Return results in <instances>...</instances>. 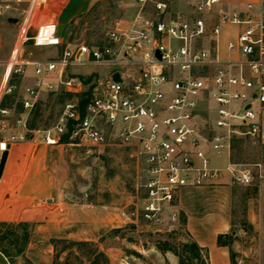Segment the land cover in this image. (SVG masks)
<instances>
[{"label":"built area","instance_id":"obj_1","mask_svg":"<svg viewBox=\"0 0 264 264\" xmlns=\"http://www.w3.org/2000/svg\"><path fill=\"white\" fill-rule=\"evenodd\" d=\"M47 1L0 0V18L18 13L9 59L12 72H22L25 64L34 70L18 130L9 133L7 120L0 123L3 152L29 139L27 111L45 85L52 87L46 78L57 73L75 99L65 105L54 129L44 132V140L57 145L69 133L72 142L134 147L144 166L147 221L160 223L165 207L173 205L183 190L213 187L225 174L243 185L252 182L251 171L237 172L230 156L237 137L264 144V0L248 3L245 15L218 12L213 23L210 17L221 0L192 2L189 13L194 16L178 20L167 17L174 0H136L134 16L116 20L104 43L68 44L55 58L19 62L20 50L29 40L40 48L64 45L55 21L37 24L38 11ZM223 24L242 26L228 43L236 58L222 59L213 45ZM86 64L103 71L90 80L69 73ZM8 80L3 92L0 88V113L6 117L9 110L1 103ZM214 156H226L227 164H219ZM178 217L173 212L170 220Z\"/></svg>","mask_w":264,"mask_h":264},{"label":"rangeland","instance_id":"obj_2","mask_svg":"<svg viewBox=\"0 0 264 264\" xmlns=\"http://www.w3.org/2000/svg\"><path fill=\"white\" fill-rule=\"evenodd\" d=\"M114 2L103 0L79 19L70 35L71 43H104L108 30L122 16V9ZM47 20L42 18L37 24ZM16 34L17 26L4 17L0 18V88L5 80L4 72ZM59 54L61 49L35 47L28 41L20 50L17 60H46ZM20 67L22 72L13 71L8 78L7 85L11 91L7 89L3 98V108L9 110V115L6 117L0 113V123L7 120L9 133L18 130L17 119L25 110V90L34 85L33 66L25 64ZM99 71L103 69L86 64L70 68L69 73L92 79ZM46 82L52 87L45 85L35 106L27 111L28 127H32L30 130L41 139L45 131L54 129L65 105L75 99L60 83L57 73L47 77ZM1 89L3 92L4 87ZM57 145L50 157V164L57 172L62 204L45 207L50 211L59 208V214L51 216L46 213L42 221L12 230L2 227L3 236L7 238L1 250L9 251L13 262L92 264L97 254L102 252L105 257L99 259L101 264H177L178 258L171 252H160L154 245L155 241L165 238L171 232H175L172 237L175 243L193 238L181 219L185 216L187 219V212H191L193 207H200L201 203H204L206 211L212 210L213 201L227 207L232 230L239 233L235 234L234 242L241 243L245 237H255V234L259 240V229L256 232L253 230L247 222V216L251 210L264 209L262 143L237 137L232 144L231 162L237 164V172L244 169L251 171L250 184H240L231 174H225L227 177L213 187L185 189L173 205L165 207L160 223L147 221L143 216L147 196L143 188L144 166L136 158L134 147L93 145L85 141H69ZM214 157L223 166L228 162L226 156ZM173 212L179 216L176 221L170 220ZM240 229L248 230L246 236ZM16 235L18 242L12 243ZM77 242L86 244L79 247ZM242 264H264V248H258L256 256Z\"/></svg>","mask_w":264,"mask_h":264},{"label":"crops","instance_id":"obj_3","mask_svg":"<svg viewBox=\"0 0 264 264\" xmlns=\"http://www.w3.org/2000/svg\"><path fill=\"white\" fill-rule=\"evenodd\" d=\"M102 1L48 0L42 10L38 11L39 21H37L40 22L42 18H47L48 20L45 22L55 21L57 23L58 33L62 37L64 45L52 48L61 49L62 53L66 45L72 44L70 35L75 24ZM197 1H172L167 17L173 20L193 17L194 15L189 13L190 3ZM250 2L258 5L259 0H221L215 7L210 22H215L217 13L222 11H240L242 15H245L247 4ZM114 3L122 9L120 18L124 19L132 18L138 8L136 0H115ZM17 15V12L11 13L7 21L12 17L18 18ZM13 24L16 25V23ZM241 31L242 26L240 25H222L219 37L213 40V45L222 59L236 58L237 55L229 52L228 43L235 40ZM35 32L36 26L30 29L29 36L32 38ZM4 73H6V68ZM57 147L58 145H50L44 138L41 139L35 132H31L27 141L12 144L8 150L7 160L0 178L1 264H26L22 261L13 262L11 256H6L2 252L1 245L7 238L6 235L3 236L4 228L5 230L13 229L22 224L42 221V217L46 213L51 216L59 214V208L50 211L45 207L46 205L62 204L57 172L50 164V157ZM2 154L3 151L0 149V160ZM226 177L224 176L222 180ZM211 203L213 206L210 211L204 209V203H201L200 207L190 209L191 212H187L185 227L199 245L208 249L209 264H231L230 247L219 245L218 236L227 233H232L235 236L239 233L232 230V220L227 207L224 208L221 203L216 201ZM247 222L255 232L259 229V240L255 234V237L251 235L245 237L241 243L233 242L232 248L238 253V264L249 261L256 256L258 248H264V209L251 210L247 216ZM39 227L41 226L39 225ZM240 232L246 236L248 230L240 229Z\"/></svg>","mask_w":264,"mask_h":264},{"label":"trees","instance_id":"obj_4","mask_svg":"<svg viewBox=\"0 0 264 264\" xmlns=\"http://www.w3.org/2000/svg\"><path fill=\"white\" fill-rule=\"evenodd\" d=\"M90 80V78L88 79ZM84 100H82L81 104L84 105ZM1 107H4V101L1 103ZM30 129H33L30 127ZM69 142V133H66L62 137V143ZM181 222L185 224L186 219H181ZM27 224H22V226H26ZM12 230V229H10ZM175 232L169 233L165 238L158 239L155 241V247L162 253L171 252L178 258L177 264H209V252L208 249L199 245L193 238L185 239L180 243H175L172 240ZM18 236L16 235L13 238L12 243L18 242ZM26 238V235H25ZM236 236L232 233L220 234L218 236L219 245L229 246L230 247V256H231V264H238V253L233 250L232 244L235 240ZM86 242H77V246H83ZM2 252L6 256H10L11 254L7 250H2ZM18 252H21L19 250ZM101 257H105V254L99 252L97 257L93 259L92 264H101L99 259ZM68 264V263H65Z\"/></svg>","mask_w":264,"mask_h":264},{"label":"water","instance_id":"obj_5","mask_svg":"<svg viewBox=\"0 0 264 264\" xmlns=\"http://www.w3.org/2000/svg\"><path fill=\"white\" fill-rule=\"evenodd\" d=\"M8 21L10 23H16L18 21V18L12 17ZM158 56L160 57V53L159 52H158ZM114 79L115 80H120L119 74H115ZM8 150H9V148L3 152L1 160H0V178H1L4 166H5V163H6V160H7Z\"/></svg>","mask_w":264,"mask_h":264},{"label":"bare ground","instance_id":"obj_6","mask_svg":"<svg viewBox=\"0 0 264 264\" xmlns=\"http://www.w3.org/2000/svg\"><path fill=\"white\" fill-rule=\"evenodd\" d=\"M11 72H12V62L11 61H8L7 62V67H6V73H5V81L3 82V87H5L6 82H7L8 78L11 75Z\"/></svg>","mask_w":264,"mask_h":264}]
</instances>
